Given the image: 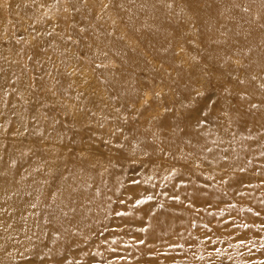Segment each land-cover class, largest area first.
<instances>
[{
  "label": "rangeland",
  "instance_id": "374dc122",
  "mask_svg": "<svg viewBox=\"0 0 264 264\" xmlns=\"http://www.w3.org/2000/svg\"><path fill=\"white\" fill-rule=\"evenodd\" d=\"M0 264H264V0H0Z\"/></svg>",
  "mask_w": 264,
  "mask_h": 264
}]
</instances>
